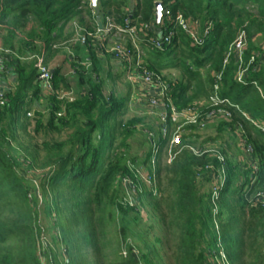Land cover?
Returning <instances> with one entry per match:
<instances>
[{"label":"trees","instance_id":"trees-1","mask_svg":"<svg viewBox=\"0 0 264 264\" xmlns=\"http://www.w3.org/2000/svg\"><path fill=\"white\" fill-rule=\"evenodd\" d=\"M90 1L0 0V39L11 52L19 34L32 52L43 43L49 66L60 52L51 46L71 36L65 34V26L83 12L84 2L85 11L92 14ZM157 2L162 11L170 12L162 13L159 23ZM127 7L132 9L131 25L152 26L151 31H140L144 66L164 80V70L179 69L177 79L165 80L170 94L166 121L158 124V133L152 130L155 125L146 130L149 152L132 153L128 139L141 120L125 119L129 97L107 92L97 52L90 47L88 60L73 57L72 73L80 88L76 99H58L60 88L72 85L56 66L48 117L44 121L45 114L37 111L31 119L28 113L42 90L36 63L7 57L1 76L13 86L6 82L5 101L0 103V264H164L162 241L156 238L161 247L155 245L148 232L138 228L146 215L139 208L147 199L172 241L171 264H216L221 251L227 264H264V205L259 201L264 197V49L251 34L255 16L264 22V0H99L101 18L111 15L116 25H125ZM179 13L200 26L211 22L208 36L193 45L174 23ZM166 31H174L173 41L152 49L150 38ZM241 31L247 35L241 63L232 56L224 64ZM262 39L264 43V35ZM241 70L246 76L239 81ZM213 85L217 104L210 102ZM199 101L204 103L202 118L219 109L230 113L226 122L237 133L241 130L251 148L250 163L242 167L226 158L225 181L217 186L214 207L213 191L203 190V184L215 179L220 185L218 154L205 151L204 145L198 146L200 155L182 149L171 164L162 165L158 157L154 189L134 195L132 202L126 200L122 179L129 177L138 186L135 169L150 168L152 141L163 147L167 138L162 127L170 132L178 125L171 121V107L181 111ZM188 143L192 144L184 140L182 145ZM31 173H37L40 197ZM39 199L54 219L53 238L63 247L61 262L54 254L50 257L49 246L41 241L36 221Z\"/></svg>","mask_w":264,"mask_h":264},{"label":"built area","instance_id":"built-area-1","mask_svg":"<svg viewBox=\"0 0 264 264\" xmlns=\"http://www.w3.org/2000/svg\"><path fill=\"white\" fill-rule=\"evenodd\" d=\"M160 3V2H157ZM86 6L84 2L80 9ZM87 6L92 10L93 14H96L93 7H92V0L87 4ZM131 8L127 7L124 9L125 13L127 14V18L125 20V25H116L111 15H107L104 18H101L102 27L100 28L98 21L96 20V31H88L83 28H80L77 22L73 23L72 28V35L65 40H61L57 43H54L51 47L52 49H58L61 51H69L71 52V45H79L82 47H90L94 48L97 52V55L105 56L107 53L111 57L121 61L124 63L125 69L124 71H128V78L131 81H138L142 82V84L146 87L147 92H152L154 95L150 98V105L154 109L158 107V111L162 109L164 112L159 113L161 121L164 123L166 121V102L170 101V94H169V86L166 84L165 80L163 79L162 75L155 73L154 71L148 70L143 64V51L141 47V40L142 36L140 35V31H151L152 26L151 24H143L140 28L131 25V17L132 12ZM167 16H170V12L168 10H163ZM176 27L183 30L191 40L192 44L195 45L202 41L203 38L208 36L209 31L211 29V22H207L204 25H195L191 19H186L183 17L182 14H177L174 20ZM164 23L162 22V26ZM114 30L124 33L127 38V44L123 42H118L115 45L113 44L110 47L109 51L106 52L104 48H102L109 40L111 35H114ZM175 36L174 31H166L163 32L160 36L150 38V42L152 43V49H162L165 45L170 44L173 41ZM108 44V43H107ZM247 44V35L245 31H241L237 34L235 39L232 41L229 51L226 54L224 64L230 61L231 57L234 56L237 62L242 61V53L245 49ZM41 52L44 53L43 43ZM12 52L10 50H4L0 53V72L6 71V62L7 57ZM42 54H34L32 55V59L36 62V69L38 73V79L43 83L44 87L50 91L51 93L54 92V83H53V68L49 65H46L44 62V56ZM74 57V56H73ZM86 66L89 67L90 63H86ZM246 76V70H241L238 73V80L242 81ZM212 94L210 97V102L217 104L218 97H217V85H213L211 87ZM67 94H64L60 97V99H65ZM71 101L73 99H70ZM5 101L3 91L0 89V103ZM201 107L194 106V107H187L181 111H178L175 107H171V121L178 124L177 127L173 130L168 132L165 127H162V134L163 138H167L166 144L161 147L156 142L152 141V156L150 159V168L148 165L146 167L138 166L135 169V173L137 178L139 179V185L134 186L132 181L129 177L122 179L123 188L125 192L126 200L130 202L133 201L134 195L136 196L138 193H143L145 188L142 187L144 184L147 188L154 189V178H155V165L158 161V157H161L165 164H171L174 160L177 153H180L182 149H187L190 153L194 155H200L202 150L194 145L193 143H188L187 145H182L183 141H189L186 137L188 136L187 133V126H196L199 130L205 128L207 122L211 121L214 117L220 116L225 121L229 122L231 115L225 110L219 109L217 111H213L207 117L202 118L200 113ZM156 111V113H158ZM28 116H32V113H28ZM162 123V124H163ZM186 126V127H185ZM238 133L241 137L242 145L244 146L246 154L249 155L251 152V148L245 145V142L242 137L241 130H238ZM205 151H210L207 147H205ZM212 152V151H211ZM217 158L220 160L221 168L218 170L220 180V186L224 185V178L227 169L226 165V158L217 153ZM143 169H145V174H143ZM211 178L214 179V175H211ZM212 186V204L214 207L216 206L217 201V186L219 183L216 180H213ZM155 193V192H154ZM264 205V197H261L259 200ZM132 205V204H131ZM140 210V208H139ZM141 211V210H140ZM264 254V249H263ZM221 260L223 264H227L226 256L223 251L220 253ZM221 264V263H220Z\"/></svg>","mask_w":264,"mask_h":264},{"label":"rangeland","instance_id":"rangeland-1","mask_svg":"<svg viewBox=\"0 0 264 264\" xmlns=\"http://www.w3.org/2000/svg\"><path fill=\"white\" fill-rule=\"evenodd\" d=\"M83 12L80 15H77L76 17L72 18L68 28L66 30V34L72 33L73 23L77 22L80 28H83L88 31L95 32L96 29V14H93L92 10L89 8L91 15L88 11H85L84 5L82 8ZM255 16L254 18H256ZM253 22V21H252ZM198 23V22H197ZM196 25V23H194ZM198 25V24H197ZM258 26L255 25L254 31L258 30ZM22 34H19V40L22 43ZM123 42L127 44V38L124 33H121L119 31L114 30V35H111L108 40V44L104 45L102 48H106L105 51L108 52L110 47L115 45L118 42ZM258 42L260 44V48L264 49V43L262 36L258 38ZM39 47L38 51L32 52L31 50L27 49L25 45H15L13 54H10V56L17 57L24 63L30 64L31 62L36 63L34 59H32L33 54H42L41 47L42 45L37 44ZM81 50H80V48ZM71 52L69 51H63L61 58L56 57L53 59L54 64L50 63L52 68H55L57 65H60L61 63L67 64L66 70L63 72L66 77L71 82V87L69 89H63L60 88L58 92V99L60 101H71L70 99L75 100L78 96L80 88L78 87V84L76 82V75L72 73V61L73 56L76 57L79 55V59L83 61V59L87 58L89 54L86 56L85 51H87V47H82L79 45H71ZM79 48V49H78ZM76 49V50H75ZM84 49L85 51H83ZM4 50H10L8 46H4L2 40L0 39V53ZM76 51V52H75ZM61 52V50H60ZM77 53V54H76ZM80 53V54H79ZM84 53V54H82ZM88 53V51H87ZM108 55V53L106 54ZM43 56L45 58V53H43ZM69 58V59H68ZM109 56H108V65H104L102 68L101 76L104 78L105 87L107 92H114L117 97H123L128 95L129 101H128V113L125 116L126 120H132V119H140L141 122L138 123L135 127V130L133 134L129 137L128 143L131 145V152L136 154H145L149 152L150 147L147 141V135L146 131L147 129H150L153 125H155V129L152 128L153 132L159 131L158 124L163 123L160 119L159 113L164 112L162 109L158 111V107L152 108L150 105V98L154 95L152 92H147L145 89L146 87L142 84V82L138 81H131L128 78V71L124 72H118L117 64L121 61L114 58V75L111 73L110 76H106L107 70L110 69V62H109ZM60 62V64H57ZM116 62V63H115ZM68 67V68H67ZM7 69V68H6ZM204 75H207L206 69L202 70ZM5 72V71H3ZM3 72H0V78L2 77L1 74ZM106 76V77H105ZM114 76V77H113ZM163 76L165 77V80L169 83L170 80H175L179 77V69L177 68H168L163 71ZM206 81L210 83L208 77L206 76ZM8 80L3 79L2 86L3 88L7 86L6 82ZM9 85L12 87L13 84L8 81ZM2 89V88H0ZM207 89H210V86H207ZM55 93V90L53 93L48 91L43 83H42V90L39 95V98L37 97L32 104V116H30L31 119H35L36 115L35 113L42 112L44 115V121L47 119V115L49 114V97ZM64 94H67V98L60 99L61 96ZM72 100V101H73ZM203 102L199 101L196 103V105L203 107ZM158 111V113H156ZM157 126V127H156ZM186 127V126H185ZM187 133L188 136L186 137L189 141H191L196 146H206L210 151L219 153L223 155L225 158H227L231 162H238L241 163V166L245 167L248 163H250V157L248 154H246L244 146L241 142L240 134L237 133L230 125L220 116L214 117L211 121V124L208 126H205L204 129L199 130L196 126H187ZM41 135H43V132H41ZM56 136V134L54 135ZM165 164L162 159V165ZM163 166H161L162 168ZM145 169H143V174H145ZM37 173L33 175L31 173V180L33 182V186H35V193L39 197L41 196V187H40V181L36 177ZM160 184L161 187L165 186V179H164V172H161L160 175ZM204 189L206 192H208L211 188V190L214 188L211 184V182H207L203 184ZM220 186V185H219ZM142 187L145 189H148L144 184H142ZM140 210L146 213L145 216H142L138 228L147 231L148 232V238L149 240L154 243L155 245L161 247L160 243H157L155 240L156 238H159L162 241V247L161 253L163 254V262L164 264H171L170 259V248L172 245V241L168 240L167 237L164 234L163 229L160 226L159 217L156 213L153 212L151 205L149 204V199L143 200L141 203ZM36 213H37V224L40 227L41 230V241L44 245L49 246V255L51 258H53V254L56 256V260L58 262H61L63 260V247L62 245L54 240V219L47 213L45 205H43L42 200L39 199L38 204L36 205ZM136 214H133V217ZM110 237L114 238V228L111 227V230L109 232ZM114 243V239H113ZM138 243V242H137ZM216 264H223L221 262L215 261Z\"/></svg>","mask_w":264,"mask_h":264},{"label":"crops","instance_id":"crops-1","mask_svg":"<svg viewBox=\"0 0 264 264\" xmlns=\"http://www.w3.org/2000/svg\"><path fill=\"white\" fill-rule=\"evenodd\" d=\"M96 20H97V18H96ZM69 23H70V21L66 24V26H65V30H64V32H65V34H66V30H67V28H68V25H69ZM255 25H257L259 28H258V30H256V31H254V28H255ZM71 35H72V33H70ZM251 34L254 36V37H257V38H259L260 36H263L264 35V22L262 21V19L260 18V17H256V18H254L253 19V22H252V24H251ZM15 45H24L23 43H21L19 40H16V43H15ZM80 48V47H79ZM78 48V49H79ZM76 50V49H75ZM80 50H81V48H80ZM83 51H85L84 49H82ZM76 52V51H75ZM62 53H63V51H61V52H59L58 54H57V56L56 57H60L61 58V55H62ZM77 54V53H76ZM80 54V53H79ZM82 54H84V53H82ZM85 54H86V56L89 54V53H87V51H85ZM79 55H77V57H78ZM108 56H109V62H110V64H111V66H110V69L109 70H107V71H105L106 72V76H110V74L112 73L113 75H114V58L113 57H111L110 55H105V56H102V55H98V61H99V63H100V68H101V72H102V68H105V67H103L104 65H108ZM88 58H89V56L87 57V58H85V59H83V61H85V60H88ZM69 59V58H68ZM82 61V62H83ZM54 62L55 61H53L52 63L54 64ZM85 63V62H84ZM116 63V62H115ZM57 64H60V62H58ZM57 66H59V67H61V69H62V71L64 72L66 69V66H67V64H65V63H61L60 65H57ZM125 64L124 63H118L117 64V69H116V71H118V72H124V69H125ZM68 68V67H67ZM105 76V77H106ZM114 77V76H113ZM9 81V80H8ZM8 81H7V83H8ZM2 82H3V78L1 77L0 78V88H3L2 86H4L3 84H2ZM7 86H5V88H6ZM213 119H211V121H212ZM211 121H209V122H207V124H206V126H208L209 124H211Z\"/></svg>","mask_w":264,"mask_h":264},{"label":"water","instance_id":"water-1","mask_svg":"<svg viewBox=\"0 0 264 264\" xmlns=\"http://www.w3.org/2000/svg\"><path fill=\"white\" fill-rule=\"evenodd\" d=\"M92 7L96 13V18L99 23L100 28L102 27V22H101V16H100V8H99V0H92ZM162 16V5L161 3L156 4V17H157V23L160 22Z\"/></svg>","mask_w":264,"mask_h":264}]
</instances>
